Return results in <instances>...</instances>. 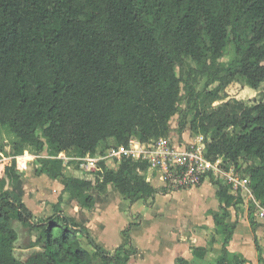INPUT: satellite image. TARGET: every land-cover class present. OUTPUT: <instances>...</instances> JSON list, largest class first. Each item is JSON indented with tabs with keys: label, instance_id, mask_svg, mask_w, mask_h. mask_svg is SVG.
I'll return each instance as SVG.
<instances>
[{
	"label": "trees",
	"instance_id": "16d2710c",
	"mask_svg": "<svg viewBox=\"0 0 264 264\" xmlns=\"http://www.w3.org/2000/svg\"><path fill=\"white\" fill-rule=\"evenodd\" d=\"M230 46V58L222 61ZM237 76L253 89L264 83V0H0V126L16 137L17 155L24 146L35 154L47 146L49 156L35 159L36 174L66 182L54 215L38 219L5 190L7 180L21 177L16 159L0 171V264H126L133 247L107 252L87 242L90 253L61 207L65 198L91 209L90 189L102 194L110 183L130 202L154 197L157 190L141 174L146 164L123 160L108 169L101 163L93 183L78 169L64 175L57 155L71 149L78 156L93 154L108 138L127 145L131 137L145 143L166 136L178 113V131L188 126L206 138L209 158L243 167L264 205V101L236 104L230 112L223 111L228 104L209 113L198 108L199 78L206 79L205 89L218 82L212 102ZM214 184L223 210L214 222L226 243L233 230L227 209L242 200L227 185ZM14 220L40 229L36 243L43 251L25 262L13 253ZM227 263L224 247L218 264Z\"/></svg>",
	"mask_w": 264,
	"mask_h": 264
},
{
	"label": "crops",
	"instance_id": "0c3cea01",
	"mask_svg": "<svg viewBox=\"0 0 264 264\" xmlns=\"http://www.w3.org/2000/svg\"><path fill=\"white\" fill-rule=\"evenodd\" d=\"M174 133L180 132L177 129ZM114 144V138H108L91 155H97L106 145ZM27 156L16 158L25 160ZM60 156H66V152H61ZM27 158L26 168L16 169L21 175L20 179L12 185L7 180L5 190L17 194L36 218L44 219L54 215L53 206L66 185L65 178L53 179L45 173L36 174L35 167L32 173L26 174L36 157L29 155ZM101 163L108 169L113 168L112 162ZM65 165L63 160V169ZM30 174L33 178L27 183L33 184V187L24 182ZM141 174L157 190L154 197L130 202L110 183L102 194L95 188L90 189L89 194L94 197L91 209H82L76 199H66L61 207V216L74 219L82 240L96 244L107 252L119 246L133 247L136 253L126 264H179L180 259L187 264H218L224 247L229 260L227 264H263L256 243L264 260V220L252 215L251 205L242 202L237 207H228L226 223L233 230L225 243L226 235L216 228L214 222V216L223 212L217 185L205 182L192 190L167 192L154 172L145 169ZM12 226L18 239L21 231L27 240L20 249L21 258L15 254L18 239L14 243L13 253L17 259L25 262L43 251V245L36 243L40 229L24 227L15 220ZM32 233L35 236L29 238ZM85 249L93 252L89 244ZM195 249L204 250V254H194Z\"/></svg>",
	"mask_w": 264,
	"mask_h": 264
},
{
	"label": "built area",
	"instance_id": "2783aa9c",
	"mask_svg": "<svg viewBox=\"0 0 264 264\" xmlns=\"http://www.w3.org/2000/svg\"><path fill=\"white\" fill-rule=\"evenodd\" d=\"M186 127L180 134L169 131L166 136L141 142L131 137L127 145H110L97 155L86 154L76 158L80 177L91 180L101 172L99 163L112 162L116 169L123 160L146 164L147 172H154L167 192L192 190L205 182H221L229 187L230 193L242 202H249L255 218L264 220V205L253 195L250 176L238 170L225 158H209L206 152V138L193 134ZM62 160L66 156L57 155ZM26 168V162L16 158V169Z\"/></svg>",
	"mask_w": 264,
	"mask_h": 264
},
{
	"label": "rangeland",
	"instance_id": "374dc122",
	"mask_svg": "<svg viewBox=\"0 0 264 264\" xmlns=\"http://www.w3.org/2000/svg\"><path fill=\"white\" fill-rule=\"evenodd\" d=\"M231 54H232V47L230 46L227 49L225 57H223L221 60L227 61L230 58ZM205 83H206V79L202 77L199 78L195 84L196 91L202 93L199 99L198 108L203 113H209L212 110L224 106L225 104L228 105L223 107V111L230 112L232 111L233 107H236V104H241L246 107H251L260 101H264V83L260 84L257 89H253L247 84L246 79L242 76L235 77V79L231 83H229L226 87L221 89L218 95L219 97L212 102L210 101V96H212L215 88L218 86V82H215L213 85L207 87V89H205L204 87ZM181 94H182L181 95L182 100H181L180 108L184 109L186 108L187 104L185 102V91L183 89V86H182ZM180 120H181V114L179 113L172 117V119L170 120V131L171 130H173L174 132L177 131ZM228 132L231 134L233 131L229 130ZM106 146H110V145H106ZM18 147L19 145L17 144L16 137L13 134H11L8 127L0 126V171H2L4 167L7 164H9L13 158L16 159V157H20L24 155H28L27 157H29V155H35V157H37V156H43L45 154L49 155V153L51 152L48 149V147L45 146L44 149L39 154H35L36 152L34 147L24 146L22 153L17 155L16 151ZM25 151L27 152L24 154ZM27 157L25 160H29ZM78 157H83V156H78L76 149H71L66 152V159H64L66 165L63 169L64 175L73 174L72 171L77 170L79 168L78 167L79 162L76 159ZM34 167H35V160L34 162L30 163L29 170L26 172V174L32 173ZM98 174H100V172H96V175H94V177L92 178L93 183H95L96 179L98 178ZM31 176L32 174L26 176L24 181L26 184H28L27 182L33 178V176L32 177ZM10 183H11L10 185H12V184H16L17 182H10ZM29 186L33 187V184L32 186L31 185ZM65 200L66 199L64 198L62 204L65 203ZM247 204L248 206H250L249 202H247ZM31 235L32 236L29 238H33L35 236L34 233H32ZM25 239H26L25 235H23V233L20 231L19 239L17 240V243L15 245V254L19 258H21V256L19 255L20 249H23L24 245L26 244L25 242H27V240L25 241ZM82 243L84 247L88 246L86 240H82Z\"/></svg>",
	"mask_w": 264,
	"mask_h": 264
}]
</instances>
